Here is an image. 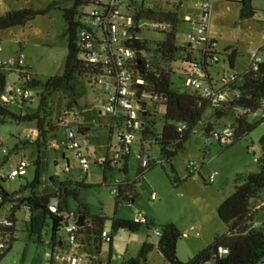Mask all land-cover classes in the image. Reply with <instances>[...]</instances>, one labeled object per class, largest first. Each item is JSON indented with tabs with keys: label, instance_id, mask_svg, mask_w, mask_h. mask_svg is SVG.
<instances>
[{
	"label": "rangeland",
	"instance_id": "1",
	"mask_svg": "<svg viewBox=\"0 0 264 264\" xmlns=\"http://www.w3.org/2000/svg\"><path fill=\"white\" fill-rule=\"evenodd\" d=\"M133 7L150 8L159 11L177 12L179 23L176 27L175 45L179 48L176 62L172 64L174 70V89L179 92L190 91L184 85L187 78V65L183 62L186 56L184 49L190 45L193 50L201 51L204 44L201 38L214 40L216 51L221 54L219 64L208 69L214 79L216 89L222 87L221 78L227 73L243 75L253 61V55L264 46V0L250 1L255 14L248 18L242 17V0H208L210 2L209 30L201 35L199 25L204 15L203 2L206 0H129ZM74 0H0V18L7 13L17 10L31 9L37 17L26 26L16 27L0 32V61L18 60L23 56L30 78L45 84L50 78L64 73L65 62L68 55L67 23L64 11L71 9ZM126 4H122L121 11L125 12ZM93 7L79 8L80 14H89ZM80 19V16H77ZM85 24V19H83ZM170 31V28H168ZM166 33L154 30L150 24L140 33V40L147 41L149 52L143 57L152 62L155 58V48L166 39ZM237 52L234 70H230L226 50ZM198 56L199 53L196 52ZM16 70V66L13 67ZM229 73V74H230ZM203 75H201L202 77ZM204 77V76H203ZM24 85L16 71L8 72V87L14 89ZM34 99L29 105V113L35 112L39 99L37 95L42 88L32 89ZM146 102L150 114L160 130L164 125L165 107L161 103L154 104L149 96L142 97ZM50 102L54 105V117L58 119L65 107L72 103L73 113L69 120L73 122L74 130L90 129L89 136L77 134V141L81 150L89 158V169L84 171L76 152L69 148L65 131L59 132V139L53 149L43 152L40 170V183L35 192L39 196L56 193L61 183L73 181L84 184L80 188L79 198H70L69 207L72 213L87 209L90 218L114 217L134 221L137 213H142L147 219L153 221L156 227L175 224L183 233L191 228L200 233V237L191 236L181 238L178 243V257L183 262L197 255V247L212 243L216 235H223L226 227L217 215V207L234 193L236 177L258 172L255 158L261 156L259 140L264 134V124L261 114L251 117L252 123H259L253 133L243 141L231 146L225 142L221 144L208 140L204 133V124L215 122L217 107L210 105L204 113L203 121L195 128L192 137L186 144V149L177 155L172 164L158 165L138 178L139 163L132 154L128 162V173L125 175L119 169L105 170L102 162L113 160L119 151V132L112 126V113L106 104L99 86L89 79L77 80L75 91H63L54 95ZM14 113L20 108L11 107ZM237 116L236 112L222 118L218 125L221 130L230 126ZM76 122H75V119ZM75 122V123H74ZM76 124V125H74ZM36 126L33 123L17 124L7 120L0 125V145H4L11 152L7 167L0 171V175L9 173L17 167L21 160H26L28 167L26 174L16 180H6L2 186L9 193L17 192L27 183L34 181L37 172L35 156L32 147L15 151V144L27 138H35ZM252 147L250 151L248 148ZM133 147L135 152L141 148ZM145 151L153 158H159L160 147L156 144L145 143ZM255 152V154L252 153ZM192 167L189 169V165ZM219 172L215 184L208 185L207 181L212 172ZM190 172L194 174L189 177ZM107 178V184L104 183ZM178 177L182 183L178 186L172 183V178ZM127 181L137 182V197L130 202L123 201L117 205L113 189L116 183ZM75 188L74 185L70 186ZM155 195V199L152 196ZM9 205L3 211L8 215ZM79 218V215H76ZM18 229L17 241L7 252L0 264H50L52 253V223L48 219V226L42 232V242L37 238H30L25 230L28 212L25 210L16 213ZM258 219L264 221V213L260 212ZM73 224V219L69 220ZM142 226L138 231L119 230L114 234L112 247L103 242L100 258L103 264H108L112 255L111 264H124L136 258L147 243L156 246L158 238L155 232ZM105 232L111 234V224L108 221ZM58 236L63 239L64 245L56 250L54 261L56 264H68L67 254L73 251L68 243L65 229H60ZM85 246H82L84 248ZM81 248V250H82ZM75 249V248H74ZM84 250V249H83ZM121 257V260H119ZM146 264H168L155 248L148 256ZM207 264H215L209 262Z\"/></svg>",
	"mask_w": 264,
	"mask_h": 264
},
{
	"label": "trees",
	"instance_id": "2",
	"mask_svg": "<svg viewBox=\"0 0 264 264\" xmlns=\"http://www.w3.org/2000/svg\"><path fill=\"white\" fill-rule=\"evenodd\" d=\"M240 3L242 5V17L250 18L255 14L250 1L242 0ZM83 6H96L104 13L108 12L107 7L97 4L94 0H74L73 7L64 11V18L67 23L68 55L62 75L52 77L45 84H42L31 79L24 66H18L16 70L0 66V125L7 120H12L17 124H35V138L30 137L24 141H19L15 144V151L32 147V154L36 158L35 164L37 166L34 181L27 183L15 193H9L3 188L2 184L9 179L5 177V174L0 175V260L17 241L16 213L25 210L28 212L25 230L30 238H37L38 242H42V232L48 226V219L52 223L53 249L50 264H56L54 261L56 250L64 245L63 239L58 236L60 229L63 228L66 232L68 225H71L69 220L73 219L74 224H77L80 217L84 218V224L78 226L75 232L77 241L72 247L79 251L89 261V264H103L100 252L104 242L103 234L107 233L105 227L108 221L111 224V234H109L111 247L114 234L119 230L136 232L142 226H146L149 230L154 229V232H159V235H156L158 238L156 246L145 243L138 256L124 264H146L149 254L155 248L168 264H207L209 262L215 264H262L264 262V221H260L258 216L260 212L264 213V134L259 140L262 151L261 156L255 158L257 159L258 172L238 175L235 180L234 193L217 207L218 218L226 227V232L223 235H216L208 247L186 262L181 261L177 254V246L182 238V233L175 224L156 227L154 222L147 218L143 223L117 217L112 219L106 217L90 218L87 209L79 211L77 213L78 218L76 213L70 211L69 200L70 198L78 200L80 188L86 186L73 181L61 183L56 193L43 196L36 194V186L40 183L43 152L53 149L59 139L61 129L65 131V136L68 130H74L73 122L70 123V127L63 125L64 118H70V113H73V104L69 103L60 113L58 119H55L54 105L50 102L51 98L63 91H75V82L79 79H89L96 85V81L100 76H114V74H111L113 72L111 64H105L102 61L97 64L91 62L89 57L91 52L84 49L85 43L81 39V34L84 30L91 31L90 26L94 18L91 17L90 12L89 14L78 13L79 8ZM126 12L132 16L135 24L133 28L128 30L131 37L126 38L124 41L126 46L136 54V59L132 63L133 66L130 68L132 79L135 81L139 78L144 82L141 86L133 82L132 89L137 91L138 101L143 110L148 106L146 102L142 101V97L145 95L149 96L152 103H161L165 107L164 125L158 130L156 121L148 111L137 131L136 141L128 153L123 152L122 137L118 135L119 151L116 153L118 158L114 156L113 160L106 159L102 162L106 171L119 169L126 175L128 173L129 158L132 154L135 155L133 149L135 145L141 146L137 153L148 162L146 166H143L142 160L137 159L135 156L139 163L137 179H140L158 165L172 164L173 159L186 149V144L192 137L195 128L203 121L205 110L210 105L217 107L215 122L205 123L204 133L208 140L216 141L219 144L225 142L231 146L243 141L255 131L259 123L264 124V46L258 51L263 58L262 62L252 61L249 69L243 75L229 72L233 77L228 79L227 82H222V87L218 89V93L227 94V99L225 102L216 103L214 97H203L199 91L189 89L190 91L179 92L174 89L172 64L176 62V55L180 51L175 45L176 27L179 23L177 12H163L144 8L143 4L141 7L135 8L130 2ZM39 14L42 13H37L31 9L9 12L0 18V32L26 26ZM78 15L80 16L79 20L77 19ZM83 19H85V24L82 22ZM140 24H142L141 27H139ZM149 24L154 30L164 32L167 35L163 42L156 45L154 52L156 59L152 62L143 57L144 53L149 52V44L147 41H141L139 37L143 28H146ZM168 28H170V31H168ZM98 29L99 31L97 30L94 33L97 37V45L109 44V34L105 27L101 26ZM214 44L216 42L212 40L211 48H209L212 51L211 56L204 55L202 51L193 50L190 45L188 50L184 49L186 56L183 62L188 68H194L200 75H203L202 81L215 90L216 85L208 69L219 64V60L213 61V56L220 57L221 54L216 51ZM196 52L199 53L198 56ZM138 53L141 54L140 59L137 57ZM226 54L230 70H234L237 52L227 49ZM15 71L19 79L24 81V85L17 87L31 91L35 88H42L41 93L37 95L39 99L38 107L33 113H29L28 110L34 99V93L33 97L27 100L19 98L14 104L3 101V97L16 88L8 87V72L14 73ZM12 106L20 108V112L14 113L11 110ZM232 112L237 114L232 124L219 130L217 125L219 121ZM258 113L261 114V121L252 123L251 117L256 116ZM124 122L125 117L121 113L117 116L113 115L111 131L113 132L114 127H117L120 130L119 133H121ZM225 128H229L233 135L229 138L222 136L216 139L214 134ZM74 131L76 134L87 136L85 128L79 127L77 131ZM145 143L159 146L161 156L153 158L146 153ZM248 149L251 151L252 147L250 146ZM252 153L255 154L254 151ZM10 157V150L6 155L0 154V171L7 167ZM87 157L89 160L90 155H87ZM193 176L194 174L190 172L189 177ZM104 183L107 184L106 177H104ZM172 183L178 186L182 183V180L174 177ZM72 185L75 188L71 189L70 186ZM115 186L117 188L113 189V195L117 205L123 201L130 202L138 195L136 181L132 183L121 181L116 183ZM53 203H56L54 206L55 211L52 210ZM7 205L10 208L9 213L3 215ZM82 246L85 247L82 248ZM222 250H227V253L221 255ZM111 259L112 255L108 264H111Z\"/></svg>",
	"mask_w": 264,
	"mask_h": 264
},
{
	"label": "built area",
	"instance_id": "3",
	"mask_svg": "<svg viewBox=\"0 0 264 264\" xmlns=\"http://www.w3.org/2000/svg\"><path fill=\"white\" fill-rule=\"evenodd\" d=\"M97 4L107 7V13H104L99 7H93L90 15L94 20L90 26L91 31L84 30L81 34V39L85 43L84 49L91 52L89 55L90 61L97 64L101 61L105 64H111L114 74L113 77L100 76L96 85L99 86L101 92L105 98L106 104L110 107L112 116H117L121 113L125 117V122L123 124V129L119 136L122 137L121 142L123 143V152L128 153L131 150L132 145L136 141L137 131L141 127L142 119L149 111L147 108L143 110L141 104L138 101L137 91L132 89L133 82L137 85H143L144 82L137 78L135 81L132 79V74L130 68L133 66V62L136 59L135 52L126 46L124 41L126 38L131 37L128 30L135 26L132 16L126 12L129 0H94ZM126 4L125 12L121 11L122 4ZM204 5V15L199 25V32L201 35L207 34L209 30L208 20L210 17V2L208 0L203 2ZM142 24L139 25L141 27ZM104 26L106 31L109 34V44L107 45H97V37L95 32L99 27ZM166 29V28H165ZM201 41L204 44V48L201 50L204 55H210L212 52L209 48L211 41L209 39L201 38ZM216 48V44H214ZM105 56V57H104ZM213 61H218L219 56H213ZM253 61L260 63L263 61L262 56L259 53L253 55ZM0 66H6L8 69H12L14 66H24V57L21 56L18 60L11 59L7 62H1ZM187 78L184 80V85L187 89L199 91L203 97L212 98L216 103L225 102L227 99V94L218 93V89H211L206 85L202 80L203 76L198 73L194 68H188L186 71ZM233 76L229 73L224 75L221 78V83L227 82L228 79ZM33 97V92L28 89L21 87H16L13 91L8 93L3 97V101L6 103L14 104L19 98L29 99ZM148 107V106H147ZM63 125L70 127L71 121L69 118H64ZM184 128V127H183ZM233 135L232 131L229 128H225L222 131L216 132L214 134L216 139L220 137H231ZM66 139L69 144V148L76 152V158L79 160L84 171L89 169V160L88 157L81 150V145L77 141V134L74 130H68L66 132ZM252 150V149H251ZM8 149L4 145H0V154L6 155ZM137 159L142 160V165H147V160L142 158L139 153L135 152ZM115 158H118V154L115 155ZM257 160V159H255ZM28 164L26 160H21L17 167L11 170L9 173L5 174V177L9 180H16L19 177H22L26 174ZM192 167L189 165L188 168ZM219 172H212L208 178L207 183L209 185L215 184ZM152 199H155V195L152 196ZM56 203L52 204V210L55 211L54 206ZM136 223H143L146 221V218L141 213H137L135 216ZM78 229L77 224L68 225L66 228V233L68 237L69 245L73 246L77 241L75 232ZM155 235H159V232H155ZM191 236L200 237V233L196 232L194 228L187 230L182 233L183 238H189ZM103 241L110 242L111 238L108 233L103 234ZM227 253V250H222L221 255ZM1 256V254H0ZM121 260V257H119ZM68 264H89V261L80 253L74 254L67 258Z\"/></svg>",
	"mask_w": 264,
	"mask_h": 264
},
{
	"label": "crops",
	"instance_id": "4",
	"mask_svg": "<svg viewBox=\"0 0 264 264\" xmlns=\"http://www.w3.org/2000/svg\"><path fill=\"white\" fill-rule=\"evenodd\" d=\"M15 60V59H14ZM24 65H25V59H24ZM12 69H14V68H12ZM104 97V96H103ZM105 99V98H104ZM90 131V129H86V132H87V136H89V132ZM190 169V168H189ZM134 200H132V203L134 204ZM142 214V213H141ZM143 215V214H142ZM146 218V217H145ZM182 233V232H181ZM113 243V242H112ZM211 243H209V244H207V245H200V246H198L197 247V252L199 253L200 251H202V250H204L206 247H208L209 245H210ZM73 249V251H71V252H69L68 254H67V258L68 257H70V256H72V255H74V254H78L79 253V251H76L74 248H72ZM177 250H178V246H177ZM178 254V253H177ZM179 257L181 258V256L179 255ZM262 264H264V262L262 263Z\"/></svg>",
	"mask_w": 264,
	"mask_h": 264
},
{
	"label": "water",
	"instance_id": "5",
	"mask_svg": "<svg viewBox=\"0 0 264 264\" xmlns=\"http://www.w3.org/2000/svg\"><path fill=\"white\" fill-rule=\"evenodd\" d=\"M137 57L140 59L141 54L138 53V54H137ZM83 224H84V218H83V217H80L79 220L77 221V225H78V226H83Z\"/></svg>",
	"mask_w": 264,
	"mask_h": 264
},
{
	"label": "clouds",
	"instance_id": "6",
	"mask_svg": "<svg viewBox=\"0 0 264 264\" xmlns=\"http://www.w3.org/2000/svg\"><path fill=\"white\" fill-rule=\"evenodd\" d=\"M183 238V237H182Z\"/></svg>",
	"mask_w": 264,
	"mask_h": 264
}]
</instances>
